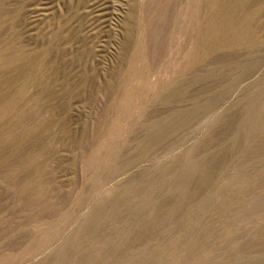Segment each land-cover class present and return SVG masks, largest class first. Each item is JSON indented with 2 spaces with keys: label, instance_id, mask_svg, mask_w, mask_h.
Masks as SVG:
<instances>
[{
  "label": "rangeland",
  "instance_id": "obj_1",
  "mask_svg": "<svg viewBox=\"0 0 264 264\" xmlns=\"http://www.w3.org/2000/svg\"><path fill=\"white\" fill-rule=\"evenodd\" d=\"M133 1L0 0V264H264V0Z\"/></svg>",
  "mask_w": 264,
  "mask_h": 264
},
{
  "label": "bare ground",
  "instance_id": "obj_2",
  "mask_svg": "<svg viewBox=\"0 0 264 264\" xmlns=\"http://www.w3.org/2000/svg\"><path fill=\"white\" fill-rule=\"evenodd\" d=\"M140 2V1H139ZM195 2H197V10L196 11H192V10H189L187 11V15L188 17L190 18V22L189 23H183L181 24V26L179 27V31L181 33V35H183L184 37H187L189 36V29H190V26L193 24L194 25V28H195V46H194V51H198L200 50L202 47H204V41L206 39L207 36H213L214 34L213 33H207L205 32L204 30V23L202 22V18H201V11L199 10V5L201 3V0H195ZM212 11H213V14H212V17L210 18V23L213 21V23H218V22H221L223 20L221 14L219 15L218 13H215L214 11L217 10V7H219V0H213L212 2ZM137 4V3H136ZM237 4V3H236ZM139 5V4H138ZM202 5V4H201ZM130 9V13L127 15V17L130 15L131 17L134 15V10H135V3L133 0H130V3H129V7ZM139 8V7H138ZM140 10V9H139ZM194 10V9H193ZM137 11V10H136ZM184 13V11H183ZM181 13V15L183 14ZM180 18V17H179ZM185 18V17H184ZM209 18V17H208ZM129 19V18H128ZM133 19V18H131ZM182 19V18H181ZM180 20V19H179ZM136 22V35H133L131 33H127L126 35V41L127 42L126 44L128 45L127 47H129V53L128 54H125L127 55L126 57V61L125 63V69L124 71L120 74L119 78L121 76H126V75H129V76H137L139 74V71L137 70L136 68V63L137 61H139L140 59H142V56H143V53H142V44L139 40V38L137 37V33L141 34V37H144V30H141V25L143 24L141 18L138 20V19H135ZM134 21V22H135ZM184 21V20H183ZM209 21V20H208ZM132 22H130V25H131ZM129 24V23H128ZM133 28V27H132ZM129 29V28H128ZM127 32V31H126ZM218 33V32H217ZM218 38V36H216ZM125 38V37H124ZM123 38V40H124ZM123 44V43H122ZM125 46V45H124ZM128 50V49H126ZM190 57V53H186L185 56H184V61H185V64H184V71H186L188 69V65L186 64L187 61H188V58ZM190 61V60H189ZM183 71V70H182ZM105 74V73H104ZM122 78V77H121ZM147 81V80H146ZM115 85V86H114ZM106 86V85H105ZM123 86V85H122ZM121 84H119L117 82V84H111V83H108L107 84V90H112L114 87L117 88L118 91L121 92L122 94V99L116 103V105H124L128 99H129V95H130V90H133L132 88L133 87H130L129 89H124V86L122 87ZM144 86V85H143ZM106 121L107 118H103L102 121Z\"/></svg>",
  "mask_w": 264,
  "mask_h": 264
}]
</instances>
